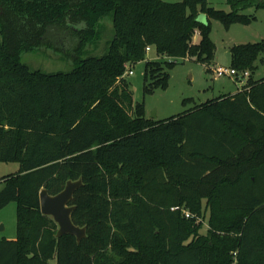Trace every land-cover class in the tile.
<instances>
[{
    "label": "trees",
    "instance_id": "obj_1",
    "mask_svg": "<svg viewBox=\"0 0 264 264\" xmlns=\"http://www.w3.org/2000/svg\"><path fill=\"white\" fill-rule=\"evenodd\" d=\"M226 3L0 0V162L19 164L0 178V210L16 205L0 264H264V76L253 77L264 41L230 47V67L248 72L235 93L160 120L134 102L125 73L144 62V96L167 87L179 60L211 72L210 19L228 29L255 19L244 9H264V0ZM106 17V52L83 56ZM63 33L76 40L70 70L21 62ZM148 46L158 59L146 58ZM78 179L69 205L80 241L57 237L39 206L40 190L55 195Z\"/></svg>",
    "mask_w": 264,
    "mask_h": 264
},
{
    "label": "rangeland",
    "instance_id": "obj_2",
    "mask_svg": "<svg viewBox=\"0 0 264 264\" xmlns=\"http://www.w3.org/2000/svg\"><path fill=\"white\" fill-rule=\"evenodd\" d=\"M174 2L178 0H164ZM209 5L215 9L229 11L230 7L226 0H207ZM243 14L254 15L255 19L249 24H232L228 29L215 19H210V39L215 44L214 59L212 68L221 66L230 68L229 49L233 45L255 43L264 41V9H254L248 7L243 10ZM199 21L205 22L206 17L203 13L197 16ZM113 30L110 17L102 21V31L100 39L86 47L83 56H101L106 52V44L112 37ZM58 34L50 38L51 46L40 48L36 52H24L21 54V62L32 70L43 72L68 71L72 68L71 57L75 52L72 50L76 40ZM199 36L196 33L193 36V42H198ZM150 50H152L151 53ZM146 51L148 59H158L159 56L151 47ZM256 62V68L253 72L254 78L264 76V52ZM132 73L127 74L126 78L130 82V89L133 94L134 102H144L145 116L156 120L164 119L183 112L207 99H212L222 93H235L241 88L242 82L233 77L220 76L213 77L212 71L207 72L205 66L195 59L185 58L179 60L172 68L169 69L168 85L165 89H156L151 94H142L143 70L144 63H138L130 68ZM246 78L244 79V81ZM192 99L187 103H182L184 99ZM19 164L17 162H0V178L5 175L17 172ZM2 184L0 183V189ZM11 204V203H9ZM10 206V205H9ZM13 206V205H11ZM15 206V205H14ZM10 208V207H5ZM13 208V207H11ZM7 211V209H6ZM4 211V221L8 226H13L15 230V211L11 209V214ZM14 211V213H12ZM207 228L206 221L203 222L202 230ZM12 232V231H11ZM15 233V232H14ZM15 235V234H14ZM55 263V259L51 261Z\"/></svg>",
    "mask_w": 264,
    "mask_h": 264
},
{
    "label": "water",
    "instance_id": "obj_3",
    "mask_svg": "<svg viewBox=\"0 0 264 264\" xmlns=\"http://www.w3.org/2000/svg\"><path fill=\"white\" fill-rule=\"evenodd\" d=\"M82 184L81 180L67 181L64 188L55 195H49L45 189L39 192V206L42 214L50 216L57 224L56 236L71 234L80 241L85 236V228L72 223L70 214L73 206L69 205L74 191Z\"/></svg>",
    "mask_w": 264,
    "mask_h": 264
},
{
    "label": "built area",
    "instance_id": "obj_4",
    "mask_svg": "<svg viewBox=\"0 0 264 264\" xmlns=\"http://www.w3.org/2000/svg\"><path fill=\"white\" fill-rule=\"evenodd\" d=\"M150 48L151 47L148 46V47L145 48V50L146 51H149ZM211 71H212L213 77H220V76L225 75V76H228V77H233V78H235L236 80H238V81H240L242 83H244V79L248 75V72L247 71L238 72L236 69H234L232 67H230V68H224V67H221V66H217L215 68H212ZM125 73H126V75L127 74H131L132 71H131V69H127ZM171 209L172 210L181 209V211L183 212V214H184L185 217H189L190 216L188 210L183 209L181 207L179 208L178 206H174Z\"/></svg>",
    "mask_w": 264,
    "mask_h": 264
},
{
    "label": "crops",
    "instance_id": "obj_5",
    "mask_svg": "<svg viewBox=\"0 0 264 264\" xmlns=\"http://www.w3.org/2000/svg\"><path fill=\"white\" fill-rule=\"evenodd\" d=\"M152 50H150V52L148 53H151ZM147 58V57H146ZM139 63H144L143 61L139 62ZM138 64V63H137ZM231 94V93H230ZM233 94V93H232ZM10 205V206H9ZM13 205V206H11ZM15 203H11V204H7L5 207H10V208H2L0 210V239L1 238H5V239H14L15 236H16V219H15V227H14V231H13V226H8L5 221H4V217H3V213L4 211H6V213L8 214H11V209H14V211H16V205ZM13 207V208H11ZM14 211L12 213H14ZM12 231V232H11ZM15 232V233H14ZM15 234V235H14Z\"/></svg>",
    "mask_w": 264,
    "mask_h": 264
}]
</instances>
